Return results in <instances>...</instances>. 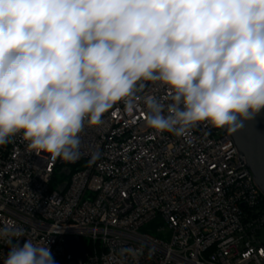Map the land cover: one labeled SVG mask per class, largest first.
<instances>
[{"label":"clouds","instance_id":"clouds-1","mask_svg":"<svg viewBox=\"0 0 264 264\" xmlns=\"http://www.w3.org/2000/svg\"><path fill=\"white\" fill-rule=\"evenodd\" d=\"M146 82L171 93L167 105L146 100L158 133L252 119L264 109V0H0V146L21 135L75 163L85 125L118 102L131 113ZM22 236L0 227L3 264H55L47 246L13 243Z\"/></svg>","mask_w":264,"mask_h":264},{"label":"built area","instance_id":"built-area-1","mask_svg":"<svg viewBox=\"0 0 264 264\" xmlns=\"http://www.w3.org/2000/svg\"><path fill=\"white\" fill-rule=\"evenodd\" d=\"M170 95L146 82L131 113L118 102L102 124H86L75 163L29 150L21 135L0 146V227L25 233L13 243L47 246L55 264H77L66 237L81 239L83 264H264V195L232 138L208 123L182 136L146 125V100L167 105ZM65 170V190L52 189ZM157 217L169 240L140 232ZM128 247L139 256L121 255ZM9 251L0 241V264Z\"/></svg>","mask_w":264,"mask_h":264},{"label":"water","instance_id":"water-1","mask_svg":"<svg viewBox=\"0 0 264 264\" xmlns=\"http://www.w3.org/2000/svg\"><path fill=\"white\" fill-rule=\"evenodd\" d=\"M223 129L234 141L242 166L251 171L255 184L264 195V109L252 119L239 121L233 131ZM64 174L68 176L69 170ZM66 186L67 183L62 184L59 191L63 192ZM64 245L77 264L87 260L89 253L79 237H66Z\"/></svg>","mask_w":264,"mask_h":264},{"label":"rangeland","instance_id":"rangeland-1","mask_svg":"<svg viewBox=\"0 0 264 264\" xmlns=\"http://www.w3.org/2000/svg\"><path fill=\"white\" fill-rule=\"evenodd\" d=\"M67 182L68 179H66L64 176H57L55 177L53 184H55V186L58 188L59 186ZM160 229L163 230L159 231ZM140 232L144 234H149L156 238H163L165 240L170 239V232H168L167 225L161 217H157L156 219L150 221L148 224H146L140 229Z\"/></svg>","mask_w":264,"mask_h":264},{"label":"trees","instance_id":"trees-1","mask_svg":"<svg viewBox=\"0 0 264 264\" xmlns=\"http://www.w3.org/2000/svg\"><path fill=\"white\" fill-rule=\"evenodd\" d=\"M70 170L72 172H74L76 170V167L75 166H71L70 167ZM63 176L66 178V179H69V176L65 175L64 172H63ZM57 187L55 186V184L52 185V189H56ZM85 244L87 243L85 240L83 241Z\"/></svg>","mask_w":264,"mask_h":264}]
</instances>
